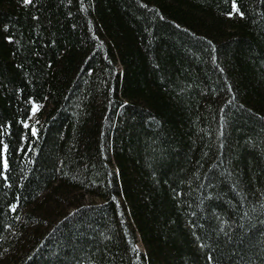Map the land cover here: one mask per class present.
<instances>
[{"label":"trees","instance_id":"trees-1","mask_svg":"<svg viewBox=\"0 0 264 264\" xmlns=\"http://www.w3.org/2000/svg\"><path fill=\"white\" fill-rule=\"evenodd\" d=\"M0 264H264V0H0Z\"/></svg>","mask_w":264,"mask_h":264},{"label":"rangeland","instance_id":"rangeland-1","mask_svg":"<svg viewBox=\"0 0 264 264\" xmlns=\"http://www.w3.org/2000/svg\"><path fill=\"white\" fill-rule=\"evenodd\" d=\"M38 109H39V106L34 105V106H33V110H32V115L35 114V112H36ZM84 199H85L86 202H95V201H99L97 198H91V197H87V196H86ZM137 247H138L139 250H141V251L143 250V248H142V246H141L140 244H138Z\"/></svg>","mask_w":264,"mask_h":264},{"label":"snow or ice","instance_id":"snow-or-ice-1","mask_svg":"<svg viewBox=\"0 0 264 264\" xmlns=\"http://www.w3.org/2000/svg\"><path fill=\"white\" fill-rule=\"evenodd\" d=\"M24 2L27 3H31V0H24ZM234 9H235V5H234ZM238 11V9H236ZM25 127H27V125H25ZM33 135H35V130H33ZM5 150H6V146H5ZM4 168H7V162H4Z\"/></svg>","mask_w":264,"mask_h":264}]
</instances>
